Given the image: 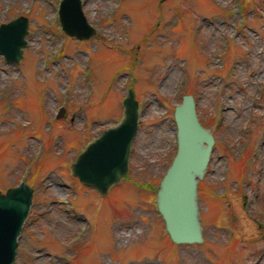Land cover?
Returning a JSON list of instances; mask_svg holds the SVG:
<instances>
[{
	"label": "rangeland",
	"instance_id": "obj_1",
	"mask_svg": "<svg viewBox=\"0 0 264 264\" xmlns=\"http://www.w3.org/2000/svg\"><path fill=\"white\" fill-rule=\"evenodd\" d=\"M61 1L0 0V25L29 22L20 62L0 55V191L34 190L14 264H264V0H81L84 41L63 32ZM130 88L129 172L102 195L71 165ZM184 95L215 139L194 245L170 240L156 204Z\"/></svg>",
	"mask_w": 264,
	"mask_h": 264
},
{
	"label": "water",
	"instance_id": "obj_2",
	"mask_svg": "<svg viewBox=\"0 0 264 264\" xmlns=\"http://www.w3.org/2000/svg\"><path fill=\"white\" fill-rule=\"evenodd\" d=\"M59 21L63 32L79 41L95 35L82 11L81 0H62ZM28 19L21 16L0 25V55L18 64L27 45ZM121 122L105 130L90 143L71 165L73 176L86 186L107 195L129 172L132 144L136 138L140 105L130 88L123 101ZM63 109L60 112L61 117ZM177 152L157 189V210L170 240L178 245L201 244L204 241L198 197L210 162L215 140L199 121L195 99L184 95L175 107ZM34 190L27 184L0 191V264H14L18 239L33 203Z\"/></svg>",
	"mask_w": 264,
	"mask_h": 264
}]
</instances>
